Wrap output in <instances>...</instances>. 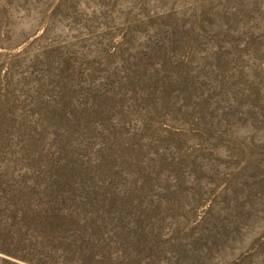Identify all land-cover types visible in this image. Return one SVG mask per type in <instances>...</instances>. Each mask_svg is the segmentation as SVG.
<instances>
[{
  "label": "rangeland",
  "instance_id": "374dc122",
  "mask_svg": "<svg viewBox=\"0 0 264 264\" xmlns=\"http://www.w3.org/2000/svg\"><path fill=\"white\" fill-rule=\"evenodd\" d=\"M0 264H264V0H0Z\"/></svg>",
  "mask_w": 264,
  "mask_h": 264
}]
</instances>
